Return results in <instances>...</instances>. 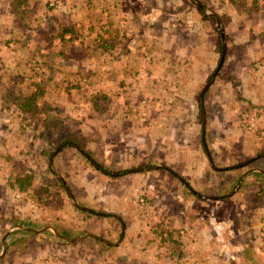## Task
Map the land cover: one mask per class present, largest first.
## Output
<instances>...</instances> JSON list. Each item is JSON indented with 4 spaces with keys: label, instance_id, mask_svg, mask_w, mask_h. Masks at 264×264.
Returning a JSON list of instances; mask_svg holds the SVG:
<instances>
[{
    "label": "crops",
    "instance_id": "1",
    "mask_svg": "<svg viewBox=\"0 0 264 264\" xmlns=\"http://www.w3.org/2000/svg\"><path fill=\"white\" fill-rule=\"evenodd\" d=\"M103 1L101 9L100 4L98 9L94 8L95 16L88 14V20L83 18L73 25L69 14L73 9L78 13L79 10L93 12L92 0L85 3L53 0L52 6L46 8L55 9L54 13L61 15L60 18H66L59 19V23L64 24L53 26L51 34L62 42L60 58L69 49V60L79 62L78 65L85 62L86 74L82 75L91 88L96 83L100 93L112 87L110 85H116L119 90L112 97V114L104 117L100 124L101 147L124 146L125 155L129 154L136 162L143 158V152L153 160L160 159L164 166L156 167L170 170L180 183L185 180V189L163 172L156 176L132 172L101 178L95 174L94 182L79 186L67 184L68 177L60 175L77 200L82 194L88 207L76 208L72 201L73 206L66 204V211L56 210L64 220L52 219L50 224H44L46 216H41L44 203L32 202L36 211L21 214L22 218L6 239L8 253L0 264H264V221L254 218L264 210V169L251 173L250 176H257L253 183L243 185L250 176L242 182L245 195L256 198V203L244 204V214H250L246 217L234 214L236 199L233 204L224 203L225 199L206 196L209 190L198 192L194 188L195 183L204 185L205 178L214 173L220 175L222 170L213 168L204 152L203 127L200 120L198 122L201 118L198 93L218 67L216 26L206 21L196 3L192 10L188 0H152L154 11H150L147 0ZM222 1L224 3L218 1L217 8L222 9L218 17L223 20L230 0ZM260 1L264 5V0ZM0 3V20L23 23L24 17L36 10L29 0H0ZM263 10L264 6L259 12ZM97 17L102 22L105 20L99 27L94 23ZM160 20L162 24L157 26ZM240 20L236 27L232 23L231 30L225 28L224 67L215 92L209 97L206 93L205 100L208 106L209 98L225 114L250 111L257 119L259 133L235 134L233 123L227 126V138L220 143L224 150L239 152V149L254 148L258 152L264 151V26L257 28L247 19L240 17ZM85 23L90 26L88 29L81 28ZM18 27L22 29V25ZM10 28L5 21L0 25V34L12 33ZM74 49L81 54L76 55ZM94 56L101 61L96 65L97 70L91 69ZM59 61L66 66L73 65ZM53 72L50 66V75H47L50 83L56 78ZM74 79L66 75L61 83ZM106 98L107 95L103 100ZM108 100L111 102V98ZM119 101L124 105H116ZM106 104H101L97 110L105 112ZM205 109L210 114L206 106ZM117 118L127 121L128 125L116 121ZM135 120L140 124L136 125ZM94 126L90 130H94ZM207 130L209 133V126ZM52 156L51 164L55 154ZM248 158L251 159L247 161L264 160V155L249 153ZM246 172L226 173L233 183L235 175L239 174L238 181ZM58 184L63 185L59 179ZM232 187H228L231 194L227 196L242 188ZM62 193L70 198L67 190ZM204 208L210 211L207 223L197 217ZM54 209L50 207L48 211ZM220 209L225 210L232 221L228 218L221 221L219 233L225 234L217 237L212 230L218 233L211 214Z\"/></svg>",
    "mask_w": 264,
    "mask_h": 264
},
{
    "label": "rangeland",
    "instance_id": "2",
    "mask_svg": "<svg viewBox=\"0 0 264 264\" xmlns=\"http://www.w3.org/2000/svg\"><path fill=\"white\" fill-rule=\"evenodd\" d=\"M29 1H31V4L36 10L33 14L28 13L24 17L25 21L23 23H17L18 20H0V25L4 24L6 21L12 28H10L12 33L1 32L0 34V256L4 252L2 245L3 237L9 232L11 234L17 221L22 218L21 214L25 215V212L28 213L32 210V214H34L36 211L31 204L32 202L40 203L42 201L41 203H44V210L41 212V216H46V222H44V224H50L52 219L64 220L62 216L56 214V210H61L60 212L66 211V204H71L73 206V200L71 197L70 199L69 196L62 193L65 189L63 185L58 184V174L68 177V181H66L67 184L73 186L74 183L75 186H79V184L81 185L84 182V184L90 185V183L95 180V178L92 177L93 175L95 176V174L101 178L104 175L121 172L120 170L127 171L131 174L136 169H142L138 171V173L153 176L158 172H163L169 175L173 182L180 183L173 172L171 174L170 170L166 171L156 167L157 165L164 166L160 159L153 160L143 152L142 155L144 159L141 158L139 162H136L130 159L129 154L125 155L123 150L124 146L113 147L110 145L108 149L105 146L101 147L100 142L102 140L98 136V134L102 133L99 131L101 127L100 124L104 121V117H108L112 114L114 109V99L112 97L118 93L119 90L116 85H110L112 87L104 88V91L100 93L101 91H97L99 87L96 83H94L91 88L87 81L85 82L86 78L83 76L86 74V68H84L85 62L83 61L81 65H78L79 62L69 60L68 57L71 53L69 49H66L65 51L67 53L65 56L60 58L59 52L63 48L62 42L52 38L51 34L53 26H61V24H64L59 23V19L62 20L66 18H60L61 15H57L56 12L54 13L55 9H46L51 5L53 0ZM151 1L152 0H147L145 3H147L150 11H154L153 9L156 7ZM218 1L224 3L222 0H204L202 4L200 3L201 1L199 3L201 4L200 9L204 12V18L206 21H209L210 24L216 26L218 31L217 34L220 36L217 24L211 17L212 14L219 16L222 12L221 8H217L219 7ZM34 2L37 3L34 5ZM85 2L86 0H80V3ZM92 2L93 12L88 13L86 10L84 12L79 10L81 12L78 13L76 12L77 9H73V12L69 14L71 25L76 24L75 21L78 20L79 22L80 19L82 20L83 18L85 21L88 20V16H86L88 14L93 13L95 16V9L99 8L98 4H100V9L104 4L103 0H92ZM187 2L188 5L190 4L192 10H195V2L193 0H188ZM233 2H237L235 6H232L234 4ZM203 6L205 8H203ZM263 6L260 0H230L228 2V12L224 14L223 20L219 17L224 28V33L226 27L231 30L232 23H234V27H236L240 17L244 21L246 19L247 21H251V24L257 28L263 27L264 16L261 15L264 14V10L263 13L259 12ZM50 8H54V6ZM239 10L242 11L239 13ZM57 16L59 18H57ZM104 21L105 20H103V22ZM103 22L97 17L94 23L96 27H99ZM152 22L156 23V21ZM157 24V26H161L162 20ZM20 25H22L21 28L23 30L18 27ZM84 27L88 29L90 26L88 27V24L85 23V26L81 28ZM78 28L80 27L78 26ZM50 38H52V40ZM256 40L259 42L258 38ZM220 41L221 38L219 43ZM73 51L76 55L81 54L80 50L74 49ZM87 52L92 55L88 49ZM221 52L222 51L218 48V64ZM59 60H65V62L69 61V64L73 65H63ZM100 62L99 58L94 56L91 69L97 70L96 65L98 66ZM257 62L261 67L262 63H260V61ZM50 66L54 68L53 75L57 78L54 79L53 83L47 81V75H50ZM223 67L224 64L216 77H213V74L217 68L210 76V80L214 78V83L212 84L211 82L208 90L211 86H214V89L211 88V92L208 90L206 91L207 94L209 93L208 97L215 92L216 86L219 85L217 84V79L219 78L218 76L222 74ZM66 75L68 77H74V81L70 83H61L62 78ZM205 85L206 83L203 84L202 89L198 93V102L200 106V94ZM38 86L43 90L44 95L37 99L35 108L38 109V113L33 116L30 112L21 111L11 98L17 99L20 94L31 96L37 90ZM101 95L103 98H101ZM106 95L107 100L105 101L103 99ZM110 95L112 96L109 97ZM97 96L99 98H97ZM110 98L111 102L108 100ZM207 101L208 106L206 105L204 96V108L206 106L210 111V114H207L208 111L205 109L207 122V135L205 134L206 147L208 148L215 166L222 168V170L220 175L219 173H214L208 178H205L204 185L202 183H195L194 188L198 189V192L209 190L206 196H214L213 198L219 200L225 199L224 201L227 202L224 203L233 204V200L236 199L234 203V214L236 216L239 214V216L246 217V215L250 214L249 212L244 214V204H254L256 203V198L245 195V187L243 185L245 184L247 186L248 182L253 183L257 176L255 174L250 176L252 175L250 174L249 179H246L248 176L245 178L246 180L244 179L245 181L243 185H241V187H243L240 190L232 196H227L231 194V189L230 191L227 190L228 187L233 185L232 188L236 189L239 174L235 175V180L232 183L228 177L230 174L226 172L232 171L235 174L236 171L241 172V170L264 169V160H261L262 158H257L249 165H243L246 166L245 168L233 169L234 166L244 164L248 159H251L248 158L249 153L258 156L262 155V152H255L254 148H250V150L239 149L242 153H240V151L238 152L237 149L235 152L234 149L224 150L222 148L223 144L220 142L227 138V135H225L227 126H232L233 123L235 129L233 132H235V134L246 132L256 135L259 133L257 129V119L255 116L251 115L250 111L244 112L243 114L240 112L225 114L221 110V107L211 103L209 98ZM45 103L48 104L49 108L46 112H42L45 108ZM96 103H98L99 106L107 103L105 105V107L107 106V110H105V112H100V110L96 108V106H98ZM116 105L122 106L124 102H116ZM48 117L51 119L50 124L45 122ZM137 119L140 120V117H137ZM121 120L120 118L116 119L118 122ZM139 120H135L136 125L140 124ZM199 120L200 124H202V116L198 118V122ZM122 122L127 123V121H121V123ZM55 125L56 128L54 127ZM93 125H95L94 130H90ZM126 125H128V123ZM208 126L209 133L207 130ZM45 128L47 129L45 130ZM46 132L49 133L51 141L57 140L56 142H58L59 139H57L54 134L60 133L61 138H71L79 147L75 148L73 146H68L61 152L55 153L53 163L51 164L52 156L49 155V152L56 148L57 143H49L44 136ZM49 147L51 148L48 149ZM202 147L204 152H206L204 144ZM82 152L91 153L92 159L89 160ZM92 161L95 162L98 167L95 166ZM130 161L134 162V164H131ZM119 168L121 169L117 170ZM228 168H231V170L223 171V169ZM102 170H104V172ZM26 173L33 174V187L27 193H23L25 195H19L11 189L10 183L15 181L17 176H23ZM184 182L185 180L179 184L180 188L185 189L183 186ZM44 188L49 190L48 193L43 191ZM210 188H212V190H210ZM40 190L42 194L37 193V191ZM73 197L75 198L74 195ZM78 199L79 200L75 198L78 206L88 207L82 194L78 196ZM50 204L53 205L51 206ZM50 207L55 209L53 211H48ZM209 212L210 211H207L205 208L201 209L200 212L197 213V217L202 220V222L207 223L208 217H210ZM212 214L211 218L214 219V223L213 221L212 223L215 229L218 230V233L214 231V229L212 230L217 237H221V235L225 233H219L221 231L220 225L221 221H225L224 219L228 218L227 213L225 210L220 209L216 212L213 211ZM254 218L264 221V210L256 213ZM228 219L230 222L232 221L230 217ZM239 227L241 226L239 225ZM7 253L0 259V263L4 261Z\"/></svg>",
    "mask_w": 264,
    "mask_h": 264
},
{
    "label": "trees",
    "instance_id": "3",
    "mask_svg": "<svg viewBox=\"0 0 264 264\" xmlns=\"http://www.w3.org/2000/svg\"><path fill=\"white\" fill-rule=\"evenodd\" d=\"M203 8H205V7L203 6ZM200 12H202V9L200 10ZM216 32L218 33L217 29H216ZM220 38L221 37L219 36V40H220ZM226 39H227V36H226ZM219 50L222 51V42L221 41L219 43ZM213 83H214V78L212 79V84ZM43 95H44L43 90L38 86L37 90L34 92L33 95H31V96H25L23 94L22 95L20 94L17 99L11 98V100H13V102H15L18 105V107H19V109L21 111L30 112L34 116L35 114L38 113V109L35 108L36 101H37L38 98L42 97ZM97 98H99V97L97 96ZM44 105H45V108H44V110L42 112H46L47 109L49 108L47 103H45ZM96 105H98V103H96ZM98 106H96V108H98ZM50 121H51V119H50V117H48V119L45 122L50 124ZM54 127L56 128V125ZM46 129L47 128H45V130ZM44 136L47 138V140L49 141V143H52V142L57 143L56 144V148H54L52 151L49 152V155L50 156L54 155L55 153L61 152L62 150H64L68 146H70V147L73 146L75 148L79 147V146H77V144L71 138H61L60 133L59 134H57V133L54 134V136H56L57 139H59L58 142H56L57 140L51 141L50 140V135H49L48 132H46L44 134ZM50 148L51 147H49L48 149H50ZM261 152H263L262 154L264 155V151H261ZM85 154L89 158V160L92 159L91 153L85 152ZM245 167L246 166H243V165H237V166H234L233 169L245 168ZM226 170L229 171V170H231V168L223 169V171H226ZM126 173H128V172L127 171H121V172L114 173V176H121V175H124ZM33 181H34L33 174L26 173L23 176H17L15 178V181H12L10 183V187L15 192L25 193V192H28L33 187ZM43 191L46 192V193H48L49 190L47 188H44ZM191 191H192V193H194L193 190H191ZM37 193L38 194H42L41 193V190L40 191H37ZM194 194L197 195V193H194Z\"/></svg>",
    "mask_w": 264,
    "mask_h": 264
},
{
    "label": "water",
    "instance_id": "4",
    "mask_svg": "<svg viewBox=\"0 0 264 264\" xmlns=\"http://www.w3.org/2000/svg\"><path fill=\"white\" fill-rule=\"evenodd\" d=\"M193 1L196 3V5H197L198 7L201 8V4H200L198 1H196V0H193ZM211 16H212V18L215 20V22H216V24H217V27H218V30H219V33H220V37H221V42H222V52H221L220 61H219V64H218V67H217L216 71H215L214 74H213V77H216L217 74L219 73V70L221 69V67H222L223 64H224V61H225V58H226V55H227V44H226V38H225L224 28H223V26H222V24H221V21H220L219 17H218L217 15H215V14H212ZM211 82H212V80H209V81L206 83L205 87L203 88V90H202V92H201V94H200V104H201V115H202V121H203V122H202V126H203V130H202V132H203V144H204V146H205V150H206V152H207V155H208V157L210 158V162H211L213 168H215V164H214V162H213V160H212V158H211V156H210V153H209V151H208V148L206 147V141H205L206 124H207V122H206V112H205V108H204V96H205L206 91H207L208 88L210 87ZM82 154H84V155L86 156V154H85L84 152H82ZM86 157H87V156H86ZM52 159H53V156H52ZM92 162H93V161H92ZM251 162H254V159L245 162L243 165H249ZM93 164H94L95 166L98 167V165H96L95 162H93ZM141 170H142V169H136V170H134L133 172H138V171H141ZM255 170H257V169L248 170L245 174H243V175L239 178V180H238V182H237L236 190H238V189L241 187L243 180H244L247 176H249L251 173H253ZM102 171L104 172V170H102ZM260 171H261V170H260ZM261 172H262V171H261ZM57 176H58V179H59V180L61 181V183L63 184L65 190H67L68 194H69L70 197L72 198V200H73V202L75 203L76 207L79 208V209H86V208H83V207H80V206L77 205V203H76V201H75V198L73 197L71 191L69 190V187L65 184V182L62 180V177H61L60 175H57ZM236 190H235V192H236ZM235 192H233V194H234ZM9 235H10V232L7 233V234L3 237L2 245H3V248H4V252L1 254L0 259H2V258L4 257V255H5V253L7 252L6 238H7Z\"/></svg>",
    "mask_w": 264,
    "mask_h": 264
}]
</instances>
